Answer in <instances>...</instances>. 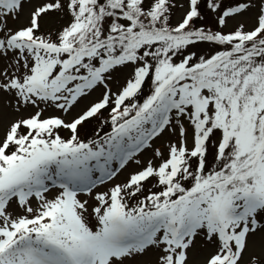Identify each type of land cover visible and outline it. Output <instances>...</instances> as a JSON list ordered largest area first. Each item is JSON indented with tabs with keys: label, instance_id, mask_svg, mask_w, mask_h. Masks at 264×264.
I'll return each instance as SVG.
<instances>
[{
	"label": "snow or ice",
	"instance_id": "1",
	"mask_svg": "<svg viewBox=\"0 0 264 264\" xmlns=\"http://www.w3.org/2000/svg\"><path fill=\"white\" fill-rule=\"evenodd\" d=\"M0 264H264V0H0Z\"/></svg>",
	"mask_w": 264,
	"mask_h": 264
}]
</instances>
